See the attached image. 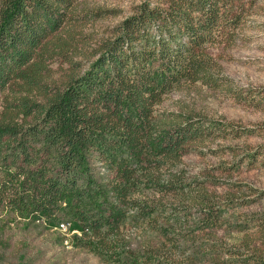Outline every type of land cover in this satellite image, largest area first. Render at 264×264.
<instances>
[{"label":"trees","instance_id":"1","mask_svg":"<svg viewBox=\"0 0 264 264\" xmlns=\"http://www.w3.org/2000/svg\"><path fill=\"white\" fill-rule=\"evenodd\" d=\"M85 2L0 0L3 212L70 225L76 246L122 264H170L182 249L189 264H264V190L184 164L230 127L252 131L161 109L177 90L224 86L210 48L234 43L248 1L144 0L104 33L87 28L116 10Z\"/></svg>","mask_w":264,"mask_h":264},{"label":"rangeland","instance_id":"2","mask_svg":"<svg viewBox=\"0 0 264 264\" xmlns=\"http://www.w3.org/2000/svg\"><path fill=\"white\" fill-rule=\"evenodd\" d=\"M143 1L86 0L88 9L117 12L95 27H88L87 32L104 33L117 26ZM247 1L248 13L234 43L229 48H210L214 60L222 68L219 77L226 78L224 86L214 89L198 85L177 90L167 97L161 109L198 113L209 123L230 124L252 131L234 139L232 127L228 128L227 135L210 139L206 147L185 156V169L200 180L210 175L215 185L220 184L225 189L239 182L244 187L264 190V0ZM246 145L250 147V154L257 155V162L253 157L247 159ZM97 168L96 173H99L101 165L97 164ZM245 194H249L248 189ZM131 216L134 217V212ZM129 224L134 234L146 230V226L136 220ZM76 235L80 236V232L70 225L67 229H58L42 221L20 220L14 212L5 213L0 207V264H122L117 259H104L95 250L76 246L73 242ZM191 254L192 251L187 253L182 249L170 264H189L187 258ZM196 261L204 264L198 258Z\"/></svg>","mask_w":264,"mask_h":264},{"label":"built area","instance_id":"3","mask_svg":"<svg viewBox=\"0 0 264 264\" xmlns=\"http://www.w3.org/2000/svg\"><path fill=\"white\" fill-rule=\"evenodd\" d=\"M61 229H67V226L61 225Z\"/></svg>","mask_w":264,"mask_h":264}]
</instances>
